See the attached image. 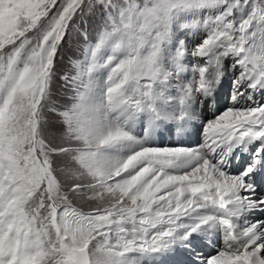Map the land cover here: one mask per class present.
I'll return each instance as SVG.
<instances>
[{
  "label": "snow or ice",
  "instance_id": "snow-or-ice-1",
  "mask_svg": "<svg viewBox=\"0 0 264 264\" xmlns=\"http://www.w3.org/2000/svg\"><path fill=\"white\" fill-rule=\"evenodd\" d=\"M0 264H264V0H0Z\"/></svg>",
  "mask_w": 264,
  "mask_h": 264
},
{
  "label": "rangeland",
  "instance_id": "rangeland-1",
  "mask_svg": "<svg viewBox=\"0 0 264 264\" xmlns=\"http://www.w3.org/2000/svg\"><path fill=\"white\" fill-rule=\"evenodd\" d=\"M95 36V33H92V37ZM92 42L95 43V39H92ZM86 51V45L83 43L82 38L79 37L78 34H74L71 41H69L68 46L65 49V54L63 57V64L61 65V71L68 72L69 74H72L75 69L72 66V61H82L84 59V54ZM58 86L60 87V90L62 91L63 81L59 80ZM53 100L57 103H61L63 101V97L57 93L53 96Z\"/></svg>",
  "mask_w": 264,
  "mask_h": 264
},
{
  "label": "bare ground",
  "instance_id": "bare-ground-1",
  "mask_svg": "<svg viewBox=\"0 0 264 264\" xmlns=\"http://www.w3.org/2000/svg\"><path fill=\"white\" fill-rule=\"evenodd\" d=\"M158 142H161V141L158 140ZM162 142L165 144H171L174 142L177 143L175 140V137H166Z\"/></svg>",
  "mask_w": 264,
  "mask_h": 264
}]
</instances>
